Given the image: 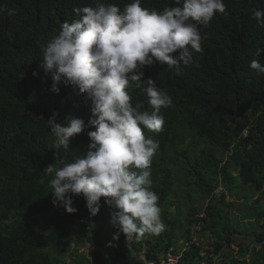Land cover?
Segmentation results:
<instances>
[{
    "label": "trees",
    "instance_id": "obj_1",
    "mask_svg": "<svg viewBox=\"0 0 264 264\" xmlns=\"http://www.w3.org/2000/svg\"><path fill=\"white\" fill-rule=\"evenodd\" d=\"M95 1L40 0L37 27L5 54L37 58L39 63L40 45L57 21L66 20L75 6ZM224 2L226 13L215 15L205 48L201 44L202 51L193 52L192 62L179 73L141 69L143 81L152 79L172 99L166 110L169 123L156 140L159 148L151 164L150 190L159 197L165 224L158 236L145 234L126 242L120 234L113 240L117 229L111 225L101 230L110 222L106 204L101 203L95 217L82 196L72 197L75 213L52 204L49 182L54 173L46 174V168L60 167L61 160L74 163L86 154L90 139L78 140L77 135L68 150L61 148L54 157L55 137L46 120L56 111L61 117L83 113L85 105L72 86L60 84L53 94L51 75L34 80L21 67L22 75L14 76L0 57V84L5 86L0 89V264H163L170 252L181 255L178 264H264V209L258 200L248 202V195H235L230 187L236 179L234 165L241 188L264 185V83L255 80L249 67L257 49L264 48V24L252 18L254 10H264V0ZM139 96L135 91L134 98ZM221 186L227 190L217 193ZM235 196L243 201V216L230 211L236 203L227 199ZM202 199L203 212L198 208ZM232 217L238 222L230 221ZM241 219L255 226L253 233L241 230ZM199 224L198 234L209 238L192 244ZM89 244V253L79 254Z\"/></svg>",
    "mask_w": 264,
    "mask_h": 264
},
{
    "label": "clouds",
    "instance_id": "obj_2",
    "mask_svg": "<svg viewBox=\"0 0 264 264\" xmlns=\"http://www.w3.org/2000/svg\"><path fill=\"white\" fill-rule=\"evenodd\" d=\"M118 1L75 6L41 43L38 63L37 58L5 52L15 50L17 41L37 27L42 17L40 0H0V57L14 76L22 75L21 67L34 80L51 75L53 94L59 92L60 84L76 90L86 111L62 117L56 111L46 120L55 137L53 155L59 156L61 148L68 150L77 135L78 140L88 135L90 143L86 154L74 163L61 160L60 167L46 168V174L54 173L49 182L52 204L75 213L72 197L82 196L95 217L104 203L110 209V224L117 229L113 240L124 234L126 242H131L165 230L159 197L150 190L151 164L159 148L156 140L169 123L166 110L172 99L152 79L143 81L141 69L152 66L179 73L192 62L193 52L205 48L215 15L225 14L227 6L224 0ZM252 18L264 24V10H254ZM212 35L220 38L219 33ZM256 55L249 67L255 70V80L264 83V48H258ZM137 90L138 100L134 98ZM255 153L249 154L250 162ZM237 168H231L236 179ZM252 188L259 195L253 201H259L264 185L246 187L242 193L251 198L248 190ZM195 228L196 236L201 225ZM168 255L163 264H169Z\"/></svg>",
    "mask_w": 264,
    "mask_h": 264
},
{
    "label": "rangeland",
    "instance_id": "obj_3",
    "mask_svg": "<svg viewBox=\"0 0 264 264\" xmlns=\"http://www.w3.org/2000/svg\"><path fill=\"white\" fill-rule=\"evenodd\" d=\"M243 189H244V188H241V187H240L239 180L236 179V181L234 182V189H233V192H234L236 195L241 196V195H242V191H243ZM223 191H224V189L222 190V189L220 188L217 192L220 193V192H223ZM248 192L250 193V195H252L251 198H250V200L248 199V202L253 201V198H256V199L259 198V195L257 194V191L255 190V188H252V189L248 190ZM227 202H231V203L234 202V203H236L235 208H230V211H231L232 213H234V214L237 213V214H240V216H243L244 211L242 210V206H240V204H242V201H239L238 198H237V196H235V197H233V198H228V199H227ZM259 202H260V204H261L262 206H264V199H260ZM205 204H206V200H205V199H202V202H201L200 204H198V208H199V210H200L201 212L204 211ZM262 209H264V208H262ZM201 217H204V214H202ZM232 218H234V219H232ZM232 218H230V221H235L236 223L238 222V219H235L236 217H232ZM239 219H240V217H239ZM241 220H242V219H241ZM239 222H241V230H244V231H246V232H248V233H253V232H254V229H252L251 227H255V226H253V225H248L247 223H243V220H242V221H239ZM109 226H111L110 222H107V221H106V223L104 224V226L101 227V230H102L103 228H105V227H109ZM193 231L196 232V228H194ZM152 236H153V235H152ZM108 237H109L110 239L112 238L111 236H108ZM194 237L197 238V240H199V241H200V239H202L203 242H207V237H203V236H200V235H198V234H196V236H194ZM198 238H199V239H198ZM247 240H249V238H244V239L242 238V239H241L242 242H245V241H247ZM191 243L194 244V243H197V241H196L195 239H193ZM206 249H207V250H211L209 247H207ZM232 249H233L235 252H239V248H237V247H232ZM225 250H227V249H225ZM251 250H252V249H251ZM251 250L249 251V254L251 253ZM89 251H90V247H86V248L80 250V251H79V254H86V255H87V254L89 253ZM170 255H172V254L169 253L168 257H169ZM180 258H181V256L177 257L176 259H174V258H172V257H169V261H170L171 264H177V262L179 261ZM169 261H168V263H169ZM67 263H69V262H67ZM170 263H169V264H170Z\"/></svg>",
    "mask_w": 264,
    "mask_h": 264
},
{
    "label": "built area",
    "instance_id": "obj_4",
    "mask_svg": "<svg viewBox=\"0 0 264 264\" xmlns=\"http://www.w3.org/2000/svg\"><path fill=\"white\" fill-rule=\"evenodd\" d=\"M169 257H172V258H174V259H176L174 256H172V255H170ZM169 257H168V261H169ZM169 263H170V261H169ZM171 264V263H170Z\"/></svg>",
    "mask_w": 264,
    "mask_h": 264
}]
</instances>
